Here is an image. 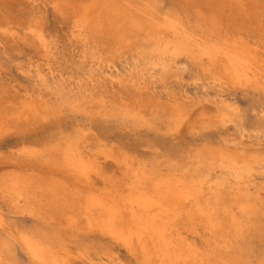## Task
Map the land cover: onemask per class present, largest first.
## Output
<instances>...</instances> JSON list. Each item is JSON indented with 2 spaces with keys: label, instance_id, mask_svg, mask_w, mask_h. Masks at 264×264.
Instances as JSON below:
<instances>
[{
  "label": "bare ground",
  "instance_id": "1",
  "mask_svg": "<svg viewBox=\"0 0 264 264\" xmlns=\"http://www.w3.org/2000/svg\"><path fill=\"white\" fill-rule=\"evenodd\" d=\"M18 1L32 16L24 24L15 18L18 25L1 20L0 47H27L19 69L32 85L0 101V133L64 109L108 116L116 101L122 121L146 123L144 111H159L166 132L185 125L192 132L190 106L201 103L187 93L155 91L175 75L180 58L206 75L213 92L205 91L213 112L207 125L236 126L228 90H264V27L254 21L259 40L251 41L225 22L245 24L264 0H207L204 7L197 1L191 16L182 8L159 10L158 0ZM48 7L64 25L61 49L76 57L68 73L58 64L62 40L44 29ZM75 131L43 151L21 150L8 160L16 170L0 174V197L9 204L8 213L0 209V264H122L120 252L135 264H264L261 136L236 130L161 166L95 145L82 122ZM20 213L46 229H18L11 215ZM15 245L26 263L16 260Z\"/></svg>",
  "mask_w": 264,
  "mask_h": 264
},
{
  "label": "rangeland",
  "instance_id": "2",
  "mask_svg": "<svg viewBox=\"0 0 264 264\" xmlns=\"http://www.w3.org/2000/svg\"><path fill=\"white\" fill-rule=\"evenodd\" d=\"M197 1V5L206 6L207 0H158V8L159 10L172 8L178 10L180 13L181 11L179 9L182 8L181 14L191 16L196 10L190 6H195ZM186 3H189L187 4L188 6H186ZM27 8L31 10L27 4H23V2L18 0H0V23L4 25L5 22H1V20L7 22L9 20V22L14 21L13 23L15 24L21 19L23 22L19 21L18 23L24 24L32 16V14H30L31 11H26ZM262 8L263 7L261 6V8H254L252 10L254 14L252 13V18L249 19L251 24L248 21L245 23L247 26L243 23L241 24L239 21H237L238 24L235 22L236 24L233 23L230 25L227 18L225 22H227V24L229 23V28L232 27L233 30H235V28L236 30L238 28L241 29H238V32L244 34V36L247 35L246 37L252 38L254 36V39L252 38L251 41H258L259 37L254 35V29L258 23L264 27V8ZM26 12L28 14H26ZM51 12V9L48 7L44 16V29L48 33L58 35L57 38H60V41L62 40L59 43L60 56L58 58V64L60 69L62 67L61 70L63 72L68 73L70 70H74L76 57L74 58L73 55L70 56V53H73L72 51L69 52L68 49H61L63 43H65L62 39L63 34L61 32H64L62 29L64 25L61 24L59 18ZM6 17H8V19ZM3 18H6L7 20ZM15 18L18 19V21H16ZM254 21L258 23H254ZM18 23L16 24L18 25ZM242 26L244 28L248 27V30L246 28L243 29ZM251 27H254V29L252 30ZM23 47L24 46L21 45H7L5 48L0 47V101L3 98H12V96L16 99L19 94L23 93L24 89L31 88L32 82L25 79L19 69V66H26L25 59L27 60L28 56L27 47H24L26 49ZM181 63H184L183 66ZM193 64L194 63L189 60L180 58L177 62L178 67L175 75H168L165 88L157 87L155 89V91L159 93L164 92L165 89H168L177 95L187 93L192 102H199L201 103V106L203 105V108H200L201 106L199 104L190 106V125L194 127L192 132L189 131L191 127L186 128V125L178 133L170 134L169 132H166L165 124L159 111H144L146 123L140 122L139 124H135V122L131 120L122 121L118 109L120 105L116 104L117 101L114 103L115 105L111 107V110L109 107L107 108L109 111L108 116L99 115L98 112H93L90 116H84L71 112L69 109H64L65 111L63 110L59 114L57 113V115L44 120L30 123L22 122L21 124L11 123L12 126L10 128L1 131L0 166L2 167L0 168V174L5 176L11 170V172L16 170L8 163V160L13 161L12 158L19 154L21 150L40 152L48 148V146L53 144L56 140L58 141L62 136L77 133L75 131V124L77 122H82L85 125V131L83 133H86L87 138H90L89 141L93 142L95 145L104 143L110 148L112 146L113 150L115 148L116 152L122 151V153L134 156L142 162H151L161 166L170 162H179L181 159L189 155L188 152L191 154V151L199 149L202 146L205 147L209 143L216 145L220 137H227L230 139L234 137V134L236 136L238 132H242L245 135L247 132V135L252 136V138L256 135L258 137L261 136V138L264 139V90H228L230 91L229 98L234 106L231 114L235 119L236 126L231 123H227L225 126L218 122H212L211 125H207L204 119L210 117L213 112L208 110L209 106L212 105L205 101V91H210V96L213 95V92H211V88L208 89L206 85L208 82V80H206V75L198 70L199 68ZM118 65L121 66L119 62L117 63V66ZM15 95H17V97ZM122 95L129 98V94L125 91L122 92ZM204 102L207 103L205 104ZM51 104L55 108L59 102L55 100ZM207 104L208 107L204 106ZM194 111L196 114H194ZM256 125L258 128H256ZM236 130L238 132H236ZM213 139L215 141L214 143ZM105 165L109 170L111 169L110 162H106ZM3 169L4 173H2ZM8 205V201L6 199L3 200L0 197V209L4 213L9 212ZM11 217V220L18 229L34 231L43 230L47 227L46 222L40 221L38 217L29 213L11 215ZM78 240L81 241L80 239ZM82 243L83 247H86L90 253L94 252L95 249L91 248L90 240H83ZM14 250L16 260L20 263H26V255L23 250L17 245H15ZM120 254L123 261L122 264H135L134 261L129 259L123 252H120Z\"/></svg>",
  "mask_w": 264,
  "mask_h": 264
}]
</instances>
